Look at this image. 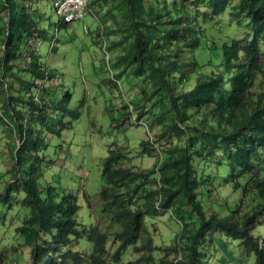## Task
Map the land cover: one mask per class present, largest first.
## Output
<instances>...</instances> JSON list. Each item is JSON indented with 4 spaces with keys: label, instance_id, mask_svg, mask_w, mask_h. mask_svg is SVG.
<instances>
[{
    "label": "trees",
    "instance_id": "obj_1",
    "mask_svg": "<svg viewBox=\"0 0 264 264\" xmlns=\"http://www.w3.org/2000/svg\"><path fill=\"white\" fill-rule=\"evenodd\" d=\"M22 1L0 0V35L8 24L3 61L7 72L14 68L11 60L18 58L22 40L38 33L47 39L46 31L22 9ZM96 1L107 3L104 12L113 17L108 26L105 16L99 19L109 40L106 50L111 56L106 62H112L110 68L126 83L133 77L143 85L144 97L132 108L139 110L137 119L149 116L145 124L150 137L140 138L139 144L157 158L153 167L135 169L129 151L116 144L109 147L101 163L104 184L98 199L101 211L119 230L108 235L96 222L86 226L77 221L75 194L59 196L55 188L41 190L39 185L46 134L60 136L80 116L77 109L68 108L71 93L64 92L59 102L54 97L49 101V90L43 87L41 100L1 99L6 117L0 115V122L8 126L16 120L14 132L22 137L21 145L11 149L13 166L27 165L28 177H16L0 201H7L13 191L24 195L29 216L16 230L30 249L27 264H124L127 248L145 231V218L167 212L181 226L174 246L164 249L173 258H157L153 253L159 247L147 236L134 247L143 252L135 264H208L205 245L216 233L239 240V264L252 258L264 264V0H172L170 7L166 0ZM230 6L238 26L245 22L253 36L232 38L228 44L210 40V60L202 65L195 56L206 40L200 22L213 21ZM10 7L13 20L7 14ZM24 70L34 79L53 77L34 56ZM189 73L196 81L186 90ZM15 77L20 79L19 74ZM35 82L25 81V94ZM123 112L132 115L128 109ZM67 116L71 121H65ZM196 159L201 162L196 164ZM221 187L230 190L224 209L207 213L208 196ZM83 194L90 208L91 197ZM5 260L1 251L0 264Z\"/></svg>",
    "mask_w": 264,
    "mask_h": 264
},
{
    "label": "rangeland",
    "instance_id": "obj_2",
    "mask_svg": "<svg viewBox=\"0 0 264 264\" xmlns=\"http://www.w3.org/2000/svg\"><path fill=\"white\" fill-rule=\"evenodd\" d=\"M31 6L32 18H37L38 24L47 31V39L41 40L34 46L39 54L44 72L49 76L53 74L55 79L50 77L45 83L49 95L45 96L49 101L54 97L59 102L64 92L72 95L69 102V109H77L80 116L72 121V124L64 129L60 136L46 134L42 157L44 161L40 167L39 185L41 190L45 186L55 188L59 196L64 193H73L77 196V221L85 224L97 223L108 235L113 231L119 230L116 225L111 223L109 216L101 211L98 194L103 186L100 175L102 160L107 156L109 147L112 144L124 146L130 152V161L135 169H148L155 164L157 155L148 154L143 151L139 144L140 138L150 137L147 134L146 119H137L139 110L132 108L141 103L144 97L142 83L130 77L126 83L124 79L116 75V69L110 68L112 62H106L105 54L101 48L93 44V36L96 29H101V24L91 12L83 20L73 22L66 28L58 25L52 0H27ZM99 11L96 17L104 20L105 25L113 23V17L107 11L108 4L101 1L92 0ZM162 1V0H160ZM171 6L172 0H166ZM95 9L91 6V10ZM234 9L230 6L224 15L215 18L213 21L201 23L204 29L206 40H202L195 51L197 61L202 65L210 60L206 44L213 40L217 44L229 43L232 38L243 39L252 38V31L246 23L240 26L237 24V17L233 15ZM12 20L14 11L11 12ZM171 23H173L171 21ZM1 24V23H0ZM84 27L87 30H84ZM2 37L0 38V40ZM96 39V38H95ZM107 41H109L107 39ZM27 42L21 41L19 57L12 58V65L17 60L20 65L12 71L11 80L4 79V83L11 85L13 90L5 91L6 97L13 92L17 96L16 90L19 83L15 79V74H19L22 86L25 81L32 83L33 75L26 72L24 51L21 48ZM30 43L33 37L29 38ZM1 45V43H0ZM55 45L56 49L51 47ZM181 46V43L179 44ZM218 58H213L217 61ZM186 90L191 89L196 81L195 74H188ZM52 80V81H51ZM55 84L56 87H55ZM56 88V89H55ZM2 92L0 86V94ZM154 100L150 102L153 104ZM132 111V115H127L123 110V105ZM149 104V105H150ZM50 113H53L49 111ZM58 117V116H57ZM125 117V118H124ZM124 118V119H123ZM65 121H71L67 116ZM17 130L16 120L10 125L0 124V194H4L6 188L15 182V178H26L28 173L25 167H14V159L11 149L14 145L22 142ZM154 131H159V127H154ZM155 138V137H154ZM201 159H196L199 164ZM130 162L128 163V166ZM100 191V192H99ZM91 197V206L83 198V193ZM230 190L221 187L219 192L209 195L206 202L207 213L211 209L220 213L219 208L224 209V197L229 195ZM43 195V193H41ZM24 195L13 191L9 193L7 201L0 204V252L5 251L6 260L4 264H27L29 262V247L24 242V237L16 230L22 225L23 221L29 216L28 207L22 203ZM231 202L235 203L236 195L230 197ZM214 204V205H213ZM223 212V211H222ZM264 221V218H262ZM181 229L177 219L170 213H160L155 216L145 218V231L135 246H140L142 238L150 236L153 245L158 250L154 251L157 258L171 260L173 254H165V247H173L176 236ZM215 235H218L216 233ZM45 237V235H42ZM86 243V242H84ZM239 240H229L224 236H216L212 243H206L208 264H239L242 260L239 252ZM24 247H19L18 245ZM135 246L127 248L123 257L124 264H135L142 256V251L135 250ZM18 248V250H14ZM87 248V246H86ZM163 249V250H162ZM254 257V256H253ZM224 262V263H221ZM141 264V263H139ZM242 264H255L253 258Z\"/></svg>",
    "mask_w": 264,
    "mask_h": 264
},
{
    "label": "clouds",
    "instance_id": "obj_3",
    "mask_svg": "<svg viewBox=\"0 0 264 264\" xmlns=\"http://www.w3.org/2000/svg\"><path fill=\"white\" fill-rule=\"evenodd\" d=\"M36 1V0H35ZM38 1V0H37ZM36 1V2H37ZM56 1L57 0H52V6H53V9H54V12H55V15L57 16V23H58V25H61V24H63V23H65V24H67V26L69 25V24H71V23H73V22H77V21H81V20H83V18L86 16V15H88V13L89 12H91L90 14H92L95 18H97L98 19V23H99V19H101V18H98V17H96L97 15H95L93 12H92V10H91V6L92 7H94L95 9H93L95 12L96 11H98V10H96V8H97V6L96 5H94V4H92L93 2H91V0H85L84 2H81V1H79V3H78V8L77 9H75L74 10V16L70 19V20H67L66 18H65V14L66 13H69L70 12V10H69V7H72L75 3H76V0H72V1H70L69 3H67L66 5H64V6H62V7H58V6H56ZM22 5H23V10L24 11H26L28 14H29V16L30 17H32L31 16V14L33 13V12H31V6H30V4L28 3V1L27 0H24V1H22ZM11 8L12 7H10V9H8L7 10V14H8V17H11ZM33 20L37 23V25L39 26V30H42V29H44L42 26H40L39 24H38V19L35 17V18H33ZM6 26H5V28L3 29V32L1 33V35H0V38L2 37V39L0 40V43H1V45H0V86H1V89H2V92H1V94H0V105H2V102H1V99H6V95H5V91H8V90H13L12 89V86L11 85H7V84H5L4 83V79H6V78H9V81L10 82H12V80H11V75H12V71L15 69V67H17V66H19L20 65V63L18 62V61H15V65H13L14 66V68H11V70L9 71V72H7V71H5L4 69H3V61H4V57H5V49H6V46H5V36H6V34H8V24H5ZM45 30V29H44ZM84 30L86 31L87 30V28L86 27H84ZM98 30L99 29H96V32H97V36H96V32H95V34H94V36H93V44H95V37H96V43H98V47L99 48H101L102 49V51L104 52V54H105V58L106 59H108V57H110L111 55H109V52L106 50V47H107V45H108V41H107V38L102 34V30H101V32H100V30H99V33H100V37H98V35H99V33H98ZM46 31V30H45ZM46 37H47V31H46ZM31 38V37H30ZM41 40H46V39H43L42 38V36L41 35H39V33L38 34H34V36H33V42L32 43H30V42H28L29 41V39L27 40V42H25V45L21 48V50H23L24 48H25V50H23L24 51V57H25V65H26V63L28 62H30L31 61V59H32V57L34 56V57H36L37 58V60H38V62L42 65V62H41V60H40V57H39V54L36 52V49H33L34 48V46H36V45H38L39 43H40V41ZM21 44V43H20ZM20 49V48H19ZM51 49L52 50H55L56 49V47H55V45H53L52 47H51ZM17 56L19 57V50H18V54H17ZM25 66L23 65L22 66V68H24ZM15 79L17 80V81H15V83L16 82H18L19 83V86H18V89L16 90V93H17V97H20V96H23L24 97V99H26V98H28V97H30V98H33L34 100H41V99H44L45 97H44V91H43V87H46L45 86V83L48 81L47 79H45V80H39V79H34L33 81H36L35 83H37V86L35 87V86H32L31 88L28 86V90H29V92L27 93V94H25V87L24 86H22V84H21V79H19V78H16L15 77ZM53 79H55L54 77H52V80ZM47 80V81H46ZM51 80V81H52ZM27 81V80H26ZM56 85L57 84H55V87H56ZM56 89V88H55ZM10 94H11V97L12 96H14L13 95V92L12 91H10ZM49 95V94H48ZM45 96H47V95H45ZM8 97H9V95L7 96V99H8ZM9 101V100H8ZM19 107H21L20 109H19ZM17 108L20 110V111H24L25 110V106L24 105H20L19 103H17ZM125 109H128L127 107H126V104H124L123 105V110H125ZM122 110V111H123ZM129 110V109H128ZM51 111V110H50ZM52 112V111H51ZM0 115L3 117V118H5L6 116L5 115H3V113H2V110L0 109ZM2 122V121H1ZM1 122H0V124H1ZM11 124V123H10ZM9 124V121L7 122V125H10ZM16 125H17V127H18V124H17V122H16ZM12 135H15V132H13V134ZM21 139H22V137H21ZM21 145V143H19V144H16V147H19ZM124 147V146H123ZM130 153V152H129ZM18 194V193H17ZM3 202H1L0 201V204H2ZM216 236H222L221 234H219L218 233V235H216ZM30 251V250H29ZM250 261V260H249ZM221 263H224V262H221ZM241 263V262H240Z\"/></svg>",
    "mask_w": 264,
    "mask_h": 264
},
{
    "label": "built area",
    "instance_id": "obj_4",
    "mask_svg": "<svg viewBox=\"0 0 264 264\" xmlns=\"http://www.w3.org/2000/svg\"><path fill=\"white\" fill-rule=\"evenodd\" d=\"M70 1L72 0H57L56 6L62 7L67 3H69ZM79 1L84 2L85 0H76V3L72 7H69L70 12L65 14V18L67 20H70L74 16V10L78 8Z\"/></svg>",
    "mask_w": 264,
    "mask_h": 264
}]
</instances>
